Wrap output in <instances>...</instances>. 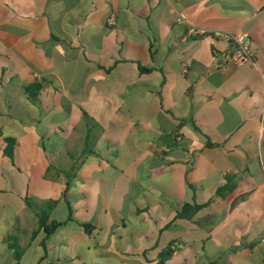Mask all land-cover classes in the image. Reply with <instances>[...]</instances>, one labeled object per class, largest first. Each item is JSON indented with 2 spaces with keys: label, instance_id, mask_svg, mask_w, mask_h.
<instances>
[{
  "label": "crops",
  "instance_id": "1",
  "mask_svg": "<svg viewBox=\"0 0 264 264\" xmlns=\"http://www.w3.org/2000/svg\"><path fill=\"white\" fill-rule=\"evenodd\" d=\"M238 31L256 65L212 36ZM0 132L29 178L28 197L0 181L25 202L5 264H161L175 242L164 264H264V0H0Z\"/></svg>",
  "mask_w": 264,
  "mask_h": 264
},
{
  "label": "rangeland",
  "instance_id": "2",
  "mask_svg": "<svg viewBox=\"0 0 264 264\" xmlns=\"http://www.w3.org/2000/svg\"><path fill=\"white\" fill-rule=\"evenodd\" d=\"M0 181L5 188H8V190H11L14 187L24 194V196L28 197L27 182L29 181V178L26 175L14 171L11 163L3 158V156H0ZM71 181H73L72 178ZM61 193V187L57 186L48 200L50 201L60 198ZM29 197L33 196L30 194ZM41 199L44 201L40 203L39 208L48 209L49 201H46L47 198ZM33 202L35 203L38 201L33 200ZM24 204L25 202L17 194H0V254L3 255V259H0L1 264L8 263L11 253H20L17 249L11 250L10 246L15 244L12 240L17 236L16 230L18 227H14L17 221L15 215L21 208H25ZM11 224H13V229L9 228Z\"/></svg>",
  "mask_w": 264,
  "mask_h": 264
},
{
  "label": "trees",
  "instance_id": "3",
  "mask_svg": "<svg viewBox=\"0 0 264 264\" xmlns=\"http://www.w3.org/2000/svg\"><path fill=\"white\" fill-rule=\"evenodd\" d=\"M143 72H148L146 70H143ZM40 90V84H33L30 85L28 87H26V92L28 93V96L30 98V101H32L34 104H36L37 102V98H36V94L37 92ZM84 119L88 122H92L93 120L91 118H89L87 115H84ZM175 142H176V138H175ZM177 143V142H176ZM0 149L3 152V156L4 158H6L7 160H9L12 165L17 168L19 171L21 172H26V169L24 167V165H22L21 163H19L18 161V155L20 152V144L19 141L16 138H12V137H2V133L0 132ZM70 187V182H68L67 185V190ZM233 186L232 184H230V182L227 184V186H225V188H222L218 191V195L219 196H225L226 193L232 191ZM65 197L67 195V193H64ZM29 208H34V204L31 203V200L27 199L26 200ZM57 205V201H52L50 200L48 203V209H38L37 212V218H38V231L36 233H34V236L38 235V233L41 231L44 235L45 238L44 240L41 242V246L42 248L45 247L46 242L48 241V239L54 235V233L60 229L61 227L66 225V222H51L49 223V219H50V215L52 214L54 207ZM69 205V220L68 221H72V208ZM206 206H189V205H184L183 206V211L186 212L188 210H191V213H197L198 211L204 209ZM184 213L182 214H177V219H181L184 218ZM177 245H181L180 243H173L171 244L170 248L167 249L165 252H162L160 254V261L161 264H164L167 260H169L173 254L176 252L174 251L172 248L177 246ZM13 247V248H12ZM11 249L14 250V246L11 245ZM18 250V249H17ZM20 257L19 255L15 256V259L18 260Z\"/></svg>",
  "mask_w": 264,
  "mask_h": 264
},
{
  "label": "built area",
  "instance_id": "4",
  "mask_svg": "<svg viewBox=\"0 0 264 264\" xmlns=\"http://www.w3.org/2000/svg\"><path fill=\"white\" fill-rule=\"evenodd\" d=\"M109 26L116 24L115 16H112L107 21ZM178 23L186 27V39H197L208 35L207 32L200 28L192 26L184 14L179 15ZM212 36L220 39L228 40L232 44V49L226 54L224 60L235 68H240L246 64L256 65V58L252 50L253 42L249 34L244 32L235 33H214ZM190 62L185 66L186 70L190 66ZM176 142H181V137L177 136ZM174 251L181 249L180 245L172 248Z\"/></svg>",
  "mask_w": 264,
  "mask_h": 264
}]
</instances>
